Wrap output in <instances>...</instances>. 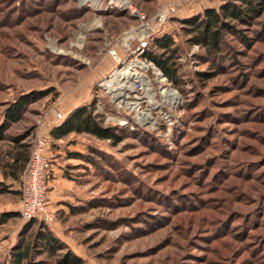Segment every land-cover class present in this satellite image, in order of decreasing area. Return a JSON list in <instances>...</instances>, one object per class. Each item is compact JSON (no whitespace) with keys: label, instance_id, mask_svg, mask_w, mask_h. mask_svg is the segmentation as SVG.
<instances>
[{"label":"rangeland","instance_id":"rangeland-1","mask_svg":"<svg viewBox=\"0 0 264 264\" xmlns=\"http://www.w3.org/2000/svg\"><path fill=\"white\" fill-rule=\"evenodd\" d=\"M110 1L0 0V125L9 104L32 95L0 141V167L14 139L32 146L48 136L60 123L55 109L95 103L123 141L76 134L51 142L64 150L71 186L51 199L55 221L43 222L83 264H264V14L211 57L184 32L197 15L154 24L164 4L198 0H127L150 26L144 51L142 21ZM164 35L175 41V81L146 57ZM122 68L147 90L102 85ZM19 201L20 192L0 193V211ZM12 214L0 224V264H11L29 222Z\"/></svg>","mask_w":264,"mask_h":264},{"label":"trees","instance_id":"trees-1","mask_svg":"<svg viewBox=\"0 0 264 264\" xmlns=\"http://www.w3.org/2000/svg\"><path fill=\"white\" fill-rule=\"evenodd\" d=\"M264 14V0H228L218 9L208 8L196 17L184 21V32L190 44L199 46L211 57L222 55L228 45V35L240 36L241 27L253 24ZM157 52H147L146 57L153 62L164 77L175 81L179 71L175 41L171 35H164L154 40ZM205 75V74H204ZM45 95V94H43ZM32 95L24 94L9 104L4 112V120L0 125V141L7 139L10 125L19 122L31 102ZM71 134H86L99 140H110L114 144L123 141L114 128L104 126L96 113L95 103L81 105L69 113L64 120L50 131L53 141L66 139ZM25 138H16L18 149L9 152L14 161L4 164L9 167L11 177L19 180L17 171H24L30 155V144ZM77 157H84L76 154ZM20 181V180H19ZM0 183V193H8L7 187ZM15 214L6 213L0 217V224L7 223ZM18 244L10 252L11 264H47L37 261L36 257L47 255L54 264H83V261L65 246L41 221L31 220L24 225Z\"/></svg>","mask_w":264,"mask_h":264},{"label":"built area","instance_id":"built-area-1","mask_svg":"<svg viewBox=\"0 0 264 264\" xmlns=\"http://www.w3.org/2000/svg\"><path fill=\"white\" fill-rule=\"evenodd\" d=\"M110 4L111 7L127 8L132 16H136L139 18V20L142 21V29H138L136 34L140 42L138 49L140 51H144V48L148 45L147 43L150 37V26L148 23L145 24V14L138 11V9L127 0H111ZM178 5L179 4L169 2L164 4L158 11L154 19V24L160 26L166 23L170 17L174 16L177 13L179 8ZM130 35L133 36V34ZM129 36H127L126 40H129ZM112 55L115 60L119 61V57L117 56L116 52H112ZM113 75L114 77L116 76L115 74ZM131 78H133L131 75L125 77V79H121V81H114L115 78L113 80L112 78H108L107 81L102 83V85L106 87H112V82H116L115 85L119 82H122L123 85L127 86L126 89L130 88V90H132L133 92L135 90L138 92H142L144 89L145 91L147 90L142 80H136L135 78L132 80ZM108 81H110V83ZM125 90H123L122 92H124ZM123 94L125 95V93ZM134 96L135 98L138 97L137 94H134ZM128 97L129 96L127 95V98ZM55 115L58 122H62L65 118L64 114L58 109H55ZM50 147L51 138L49 135L37 136L36 140L31 146L28 161L20 177L19 214L20 217L27 222L31 220H39L44 222L46 225H51L56 219L55 211L52 210L49 202V192L52 181V162L50 158Z\"/></svg>","mask_w":264,"mask_h":264},{"label":"crops","instance_id":"crops-1","mask_svg":"<svg viewBox=\"0 0 264 264\" xmlns=\"http://www.w3.org/2000/svg\"><path fill=\"white\" fill-rule=\"evenodd\" d=\"M228 0H201L199 2V0L197 1V3H187L186 5L182 6L181 8H178V14L176 16H178V18H189L192 17L194 15H199V13L204 12V10L208 9V8H219L222 4L226 3ZM79 107V104H76L75 106H73L72 108L67 109L66 106L62 107V110L64 111V116L66 117L69 113H71L75 108ZM61 123V122H60ZM60 123H58L57 125H59ZM54 125L50 128L48 135L50 136V131L53 127L57 126ZM76 134H71L69 137H67L66 139H69L72 136H75ZM51 138V136H50ZM66 139H61V140H57V141H53L52 139V144L53 143H60V142H64ZM12 147L10 149V152H15L18 147L16 145V143H12ZM63 148H60L59 150H55L53 152L52 149H50V158H51V162H52V181H51V187H50V192H49V201L51 203V199L58 197V195H60L61 193V189L62 187H70V183L69 180L65 179V172H69L72 170H69L68 168H65L64 166V161H60L61 157H58L60 155V153H62ZM5 162H3V165L0 167V182L2 181L6 187L7 190L9 191L8 193H4V194H11L13 192H19V180H15L11 177V170L9 167H4V164L6 163H12L14 161L13 156H11L9 153L6 156V159L4 160ZM17 175H19V178L22 175V171H17ZM69 175H66V177ZM3 188V186H2ZM3 194V193H2ZM51 208H53V206L51 205ZM13 212H20V201L15 204L12 205L11 207H6L5 211H0V213L2 214H6V213H13ZM1 214V215H2ZM0 215V216H1Z\"/></svg>","mask_w":264,"mask_h":264},{"label":"bare ground","instance_id":"bare-ground-1","mask_svg":"<svg viewBox=\"0 0 264 264\" xmlns=\"http://www.w3.org/2000/svg\"><path fill=\"white\" fill-rule=\"evenodd\" d=\"M129 39H132L133 38V36H129L128 37ZM116 78H115V80H117V81H121V79H125V77H128L129 75H131L133 78H135V79H139L137 76L136 77H134L135 75H138V73L137 72H133V71H129V70H127V69H120L119 71H117L116 72ZM127 75V76H126ZM123 81V80H122ZM127 86H125V85H122V87H120L119 89H121V90H124L125 88H126ZM168 91V90H167ZM116 96H117V98H119V101H121L122 99H124V98H122L123 96H121V93H116ZM165 97V99L167 100H169V98H170V100H173V98H174V96H173V94L171 93V92H168V93H166V95L164 96ZM124 102V101H123ZM126 103V102H125ZM170 103V102H169ZM132 104H136V103H132ZM137 105V104H136ZM133 109V108H132ZM137 110L138 108H137V106H136V108H134V110ZM139 111V110H138ZM148 114V113H147ZM147 114H145V113H140V116H141V119L142 120H147L148 119V116H147Z\"/></svg>","mask_w":264,"mask_h":264}]
</instances>
